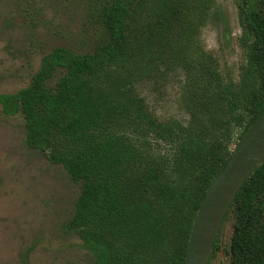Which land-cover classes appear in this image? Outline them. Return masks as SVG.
Here are the masks:
<instances>
[{
    "label": "trees",
    "instance_id": "16d2710c",
    "mask_svg": "<svg viewBox=\"0 0 264 264\" xmlns=\"http://www.w3.org/2000/svg\"><path fill=\"white\" fill-rule=\"evenodd\" d=\"M135 2H105V42L85 53L54 48L29 85L1 94L0 104L5 115L23 117L26 146L80 184L65 227L78 234L91 264H184L212 181L264 118V0H240L252 42L237 78L212 56L187 73L185 121L162 120L131 94L124 70ZM230 214L231 264H264V157L222 224Z\"/></svg>",
    "mask_w": 264,
    "mask_h": 264
},
{
    "label": "rangeland",
    "instance_id": "374dc122",
    "mask_svg": "<svg viewBox=\"0 0 264 264\" xmlns=\"http://www.w3.org/2000/svg\"><path fill=\"white\" fill-rule=\"evenodd\" d=\"M109 0H0V95L29 85L56 47L77 53L106 41L100 11ZM127 68L131 94L160 119H188L181 94L189 70L209 56L237 78L252 42L240 0H136ZM59 70L51 84L61 76ZM80 184L25 144L23 117L0 104V264H91L66 229ZM230 214L208 264H231Z\"/></svg>",
    "mask_w": 264,
    "mask_h": 264
},
{
    "label": "water",
    "instance_id": "95a60500",
    "mask_svg": "<svg viewBox=\"0 0 264 264\" xmlns=\"http://www.w3.org/2000/svg\"><path fill=\"white\" fill-rule=\"evenodd\" d=\"M264 157V118L236 145L223 170L212 181L191 230L184 264H208L236 194Z\"/></svg>",
    "mask_w": 264,
    "mask_h": 264
},
{
    "label": "flooded vegetation",
    "instance_id": "af4514ba",
    "mask_svg": "<svg viewBox=\"0 0 264 264\" xmlns=\"http://www.w3.org/2000/svg\"><path fill=\"white\" fill-rule=\"evenodd\" d=\"M210 261V260H209Z\"/></svg>",
    "mask_w": 264,
    "mask_h": 264
}]
</instances>
